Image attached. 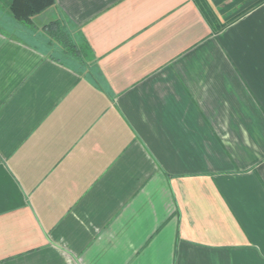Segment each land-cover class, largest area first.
<instances>
[{
  "label": "crops",
  "instance_id": "0c3cea01",
  "mask_svg": "<svg viewBox=\"0 0 264 264\" xmlns=\"http://www.w3.org/2000/svg\"><path fill=\"white\" fill-rule=\"evenodd\" d=\"M0 264H264V0L0 1Z\"/></svg>",
  "mask_w": 264,
  "mask_h": 264
},
{
  "label": "trees",
  "instance_id": "16d2710c",
  "mask_svg": "<svg viewBox=\"0 0 264 264\" xmlns=\"http://www.w3.org/2000/svg\"><path fill=\"white\" fill-rule=\"evenodd\" d=\"M7 4L13 17L23 24L31 23L33 15L52 5L54 0H0ZM46 34L56 42L62 51L80 64L85 62L81 48L71 34L53 21L46 26Z\"/></svg>",
  "mask_w": 264,
  "mask_h": 264
}]
</instances>
